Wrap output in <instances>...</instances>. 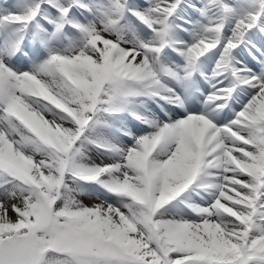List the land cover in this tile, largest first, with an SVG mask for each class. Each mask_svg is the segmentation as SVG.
<instances>
[{
	"label": "snow or ice",
	"instance_id": "snow-or-ice-1",
	"mask_svg": "<svg viewBox=\"0 0 264 264\" xmlns=\"http://www.w3.org/2000/svg\"><path fill=\"white\" fill-rule=\"evenodd\" d=\"M0 264H264V0H4Z\"/></svg>",
	"mask_w": 264,
	"mask_h": 264
},
{
	"label": "rangeland",
	"instance_id": "rangeland-1",
	"mask_svg": "<svg viewBox=\"0 0 264 264\" xmlns=\"http://www.w3.org/2000/svg\"><path fill=\"white\" fill-rule=\"evenodd\" d=\"M8 2L13 3L14 0H8ZM3 3H4V0H0V4H3ZM85 203H90V201L87 198H85Z\"/></svg>",
	"mask_w": 264,
	"mask_h": 264
}]
</instances>
